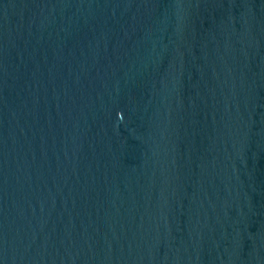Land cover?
Returning <instances> with one entry per match:
<instances>
[{
  "label": "water",
  "instance_id": "obj_1",
  "mask_svg": "<svg viewBox=\"0 0 264 264\" xmlns=\"http://www.w3.org/2000/svg\"><path fill=\"white\" fill-rule=\"evenodd\" d=\"M0 264H264V0H0Z\"/></svg>",
  "mask_w": 264,
  "mask_h": 264
}]
</instances>
